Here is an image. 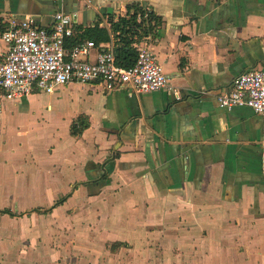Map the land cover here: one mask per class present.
<instances>
[{"label": "crops", "instance_id": "0c3cea01", "mask_svg": "<svg viewBox=\"0 0 264 264\" xmlns=\"http://www.w3.org/2000/svg\"><path fill=\"white\" fill-rule=\"evenodd\" d=\"M132 2L160 16L136 44L181 98L77 83L0 95V264H264V115L216 101L264 68V0H0V32L57 10L108 28ZM59 92L92 100L36 120L34 95ZM78 116L89 127L71 136Z\"/></svg>", "mask_w": 264, "mask_h": 264}, {"label": "built area", "instance_id": "2783aa9c", "mask_svg": "<svg viewBox=\"0 0 264 264\" xmlns=\"http://www.w3.org/2000/svg\"><path fill=\"white\" fill-rule=\"evenodd\" d=\"M77 24V11H55L48 26L39 25L32 16H11L0 32L6 44V52L0 58V95L21 99L34 90L50 94L58 86L77 83L99 85L106 91L166 90L176 99L181 98L179 89L171 84L147 44H135V62L123 67L116 63L113 47L98 50L92 40L69 47L67 41ZM216 101L221 108L248 106L264 115V68L240 73L217 94Z\"/></svg>", "mask_w": 264, "mask_h": 264}, {"label": "trees", "instance_id": "16d2710c", "mask_svg": "<svg viewBox=\"0 0 264 264\" xmlns=\"http://www.w3.org/2000/svg\"><path fill=\"white\" fill-rule=\"evenodd\" d=\"M109 27L101 26V20H96L88 26H76L74 34L68 39L67 45H73L92 40L97 46L113 40V52L118 65L129 67L133 65L137 56L135 44L149 32H152L160 23L161 18L152 9L132 2L126 4V12L122 14H108ZM3 29V27H1ZM100 50H103L100 48ZM89 123L84 116H78L69 127L71 136L80 135ZM63 199H58L54 205L60 204ZM37 210V209H36ZM0 212L9 213L8 209ZM11 214V213H9Z\"/></svg>", "mask_w": 264, "mask_h": 264}, {"label": "rangeland", "instance_id": "374dc122", "mask_svg": "<svg viewBox=\"0 0 264 264\" xmlns=\"http://www.w3.org/2000/svg\"><path fill=\"white\" fill-rule=\"evenodd\" d=\"M77 94L75 92L69 95L59 92L51 96H46L41 93L35 94L33 98L37 101V108L34 112L37 118L36 120L42 123H54L53 126H55V123L62 122L61 120L65 121L64 118H67L80 107H84L87 103V101L82 100V98L86 97L85 94L81 98ZM85 100H92V97L90 99L85 98ZM47 104L51 105L50 109H47ZM58 128L61 127L58 126ZM71 201L63 204L68 206Z\"/></svg>", "mask_w": 264, "mask_h": 264}]
</instances>
